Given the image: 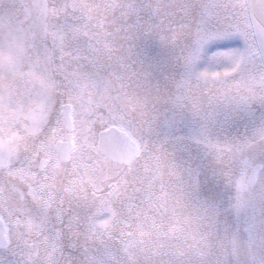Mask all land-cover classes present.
<instances>
[{
  "label": "snow or ice",
  "instance_id": "1",
  "mask_svg": "<svg viewBox=\"0 0 264 264\" xmlns=\"http://www.w3.org/2000/svg\"><path fill=\"white\" fill-rule=\"evenodd\" d=\"M0 264H264V0H0Z\"/></svg>",
  "mask_w": 264,
  "mask_h": 264
}]
</instances>
